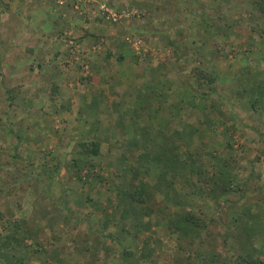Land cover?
<instances>
[{"label": "rangeland", "instance_id": "obj_1", "mask_svg": "<svg viewBox=\"0 0 264 264\" xmlns=\"http://www.w3.org/2000/svg\"><path fill=\"white\" fill-rule=\"evenodd\" d=\"M39 1L59 15L55 34L68 50L62 64L66 70L71 67L65 80L55 67L33 71L14 66L25 59L22 52L29 42L22 29L28 28L31 7ZM96 1L113 10L115 23L99 16L96 4L86 6L83 0H0V238L17 222L23 226L20 234L27 235L18 238L16 250L10 251L13 257L4 252L0 264H187L192 259L185 242L171 234L156 211L168 207L166 212L174 213L178 204L198 208L218 221L213 244L228 252L227 264H238L237 257L245 252L264 261V189H258V180L249 188L241 181L252 164L264 185V158L255 159L264 143L254 137L255 142L242 145L233 136L229 146L221 145L222 137L211 142L200 120L215 113L216 97L197 98L184 82L198 61L213 68L219 93L233 102L236 118L264 134V18L247 0H143L139 4L153 10L151 15L137 7L118 9V0ZM225 1L229 7L221 13ZM43 15L36 24L38 35L47 34L48 39L50 31L41 29L40 22L48 21ZM194 15L202 21L192 29ZM107 35L124 40L126 46L119 45L132 54L137 77L125 75L123 85H115L117 74L104 79L110 88L97 90L96 101L88 105V96L95 93L91 82L97 83L91 74L98 70L85 56L89 48L102 57L107 52V57L113 56ZM75 82L78 85L69 87ZM242 84L245 93L236 100L232 95ZM101 95L106 100L98 103ZM164 112L170 116L161 118ZM242 125L237 127L246 129ZM80 141L99 142V155H81ZM159 155L162 165L173 162L168 170L158 166L163 173L176 171L184 178L175 182V175H168L151 186L148 203L155 211L150 221L141 220L143 210L137 204L123 216L121 198L132 182L143 178L152 185L159 180L155 169L144 176ZM116 160L120 163L114 164ZM205 161L214 163L205 169ZM213 172L223 177L222 184H231L227 195L212 187ZM206 183L214 189V198L204 193ZM243 187L249 191L235 190ZM227 196L240 201L226 203ZM260 212L261 222L251 215Z\"/></svg>", "mask_w": 264, "mask_h": 264}, {"label": "trees", "instance_id": "obj_2", "mask_svg": "<svg viewBox=\"0 0 264 264\" xmlns=\"http://www.w3.org/2000/svg\"><path fill=\"white\" fill-rule=\"evenodd\" d=\"M247 1L252 6H254L258 10L259 14L264 18V0H247ZM194 17L197 19H196V22L192 25L191 27L192 29H194V25H196L195 27L199 26V24H201V21H202V19L198 15H194ZM0 59H1V55H0ZM184 82L188 84V86L192 90V93L197 98L201 99L205 96L216 97L214 109L212 108L215 112L214 113L215 115L213 114V111H210V113H207V116L205 115V117L203 118V121H202L203 124H206L209 127L210 125L215 126L214 122L216 119L217 122L224 125V121L220 120V116L224 117V115H229V117H231L233 121L231 124L232 128L240 124L242 125V122L238 118H236L235 114H233L232 112V107H234L233 102H231L230 99L225 97V95H223L222 93H219V88L217 86V77H216V74L213 68H208L205 66V64L202 61H198L195 63V65H193L190 68L189 72L184 78ZM244 86H245L244 84L240 85V91H238L237 93L235 92L232 95L234 96V99L237 100L243 97L245 93ZM195 105L197 109L199 110L198 112H200V110H202V107L200 106V104L196 102ZM210 115H212L213 117L214 116H217V117H214L215 119L214 118L209 119ZM244 127L246 129L252 130L253 134L258 139L257 141H259L260 143L261 142L264 143L263 133L257 132V130H255L254 128H251L250 126L245 125V124H244ZM8 129L9 127L6 129L7 133L13 136L12 129L11 131ZM77 146L80 151L79 153H81V155L83 156L90 157V156L99 155L100 144L97 141H88V142L80 141L77 144ZM226 146H229V142L226 144ZM16 149H17V145H14V150ZM15 155H17L18 157V154L16 153V151H14V156ZM260 158H264V148L263 150H261L258 157H256L255 159L256 161H258ZM155 159L156 160H154V162L156 163L155 164L156 166L153 168H155L154 171L157 173V177H158L157 179H159L157 180L158 182L157 184L160 185L162 178L167 177L168 175L171 177L175 175L174 180L175 182H177L178 177L176 176L177 174L175 171L173 172V175H172V171L163 173L161 169V168H164L168 170L172 168L171 165L173 162L168 161L167 164L162 165L160 155L155 157ZM181 162H183V160ZM206 162L208 163V161H205V163ZM225 163H227L226 160L224 161V164ZM158 166L161 168H158ZM253 166L254 165L251 164V171L241 181L244 183L245 186L249 188L251 184L254 185L252 183L253 180L254 182L255 180H258V182H260L258 189L260 191H263L264 185L261 183L262 182L261 174L260 173L253 174V170H255ZM196 169L201 170L200 167L199 168L197 167ZM149 171H151V167L149 168V170L144 171V176L147 175ZM140 174H142V171L140 172ZM196 179L199 180V177ZM210 180H214L213 182L214 185L212 187L215 190L219 189L220 191H222V195H225V194L227 195L228 191H232L231 184L228 186L226 185L222 186L223 177L219 178V175L217 174V172H214L213 174L210 175ZM256 183H255V186H256ZM206 185H207L206 190L208 191L209 195L212 196V198H214L216 196L214 194V189H210V184L206 183ZM130 186H132V188L129 191L127 190L124 193V195H122V198H121V202H120L122 204L121 206L125 207L124 211L122 212V215L126 216L129 213V209L133 205L137 204L138 209L143 210L142 212L143 216L149 217L155 211L154 208H152L148 203L152 196V192H151L152 187L150 183L148 182L147 179L140 178V179H136L134 183L132 182V185ZM199 187L202 188L204 186L203 184L202 185L199 184ZM245 189L247 188L246 187H243L242 189L236 188L235 190L238 192L242 191V194H244V192L249 191ZM235 190L233 189V191ZM125 200H128V203L125 202ZM223 201L229 204H236V203H239L240 198L236 199V201L234 202L230 200V198H228L227 196V197H223ZM177 206L178 208L174 213L172 212L170 213L169 211L166 212L167 211L166 209L168 207H163V208L159 207L158 209H156V211L158 215H160L161 217L165 219L167 228L169 229L171 234L175 235L178 241L185 242L186 244L185 251H186L187 257H189V259L190 258L192 259V260H187V264H227L228 259H229L228 252L226 254L223 253V251L225 252L226 250H223L222 248V251H221L218 249L216 244H213L214 240L212 239V237L217 230L215 227L218 221L215 220L213 217H207L205 214H203L202 210L198 208L196 209L192 208L190 205L181 206L180 204H178ZM26 222L27 221H25L23 225L26 226L28 223ZM211 225H213V227H211ZM22 227H23L22 224H19L18 222L17 224L14 223V226L12 227L9 234L6 237L4 236L2 239L0 238V252H3V253L5 252L6 255L10 257L14 256V254H12L10 251L14 252L16 250V243H17L18 238H21V240H24V238L27 237L26 234L24 235L20 234ZM250 230L251 229L249 228L248 231ZM28 232L30 233V231ZM215 234L218 235V233H215ZM8 237H11L13 241L10 242V240H8ZM106 237L110 239L111 241L117 240L113 236L111 237L110 234H107ZM125 255H130V254L125 252ZM1 258L2 257H0V260H2ZM237 258H238V264H264L263 260H261L258 257L253 256L249 252L240 254Z\"/></svg>", "mask_w": 264, "mask_h": 264}, {"label": "crops", "instance_id": "obj_3", "mask_svg": "<svg viewBox=\"0 0 264 264\" xmlns=\"http://www.w3.org/2000/svg\"><path fill=\"white\" fill-rule=\"evenodd\" d=\"M142 1L143 0H135V3H132V2H134L132 0H118L116 4H114V2H113V4L116 5L117 6L116 8H118V9L120 8V6H122V8H124L123 7V5H124L125 8H127V7H134V8L137 7V8H139L142 11V14H144V13H148L150 15L153 14L154 11L149 9V7H145L144 8V4H139ZM111 2H112V0H111ZM43 3L44 2L39 1V3L37 2L38 5H36V6L33 5L34 7L33 6L31 7L32 8L31 10H32L33 18L31 20H29V22L27 23L28 28L22 29V32L25 33L24 34V36H25L24 40L29 42L28 45H27L28 48L27 49L23 48L24 52H22L23 56L25 57V59L24 60L18 59L15 62L14 66L15 67L18 66V68H19V67H22V65H23V66H26L27 68L29 67V69H31L33 71H36L37 67H39L40 69H43V67L45 69H46V67H50V68L51 67H55V68H58V73L63 75L64 79H62V80H65V76L67 75V72L69 73V70L71 69V67L68 70H66V68L62 64V63L65 62V61H63V58L66 55H68L67 54L68 50L64 47V45L62 44L61 41L57 42L58 39H57V35L56 34H57V31L60 30V23H59V20H57V17L59 15H57L56 13H53L52 10H49V7H48L47 3H44L45 5ZM241 4H243V1L241 2ZM181 5L182 4L180 3L179 7ZM227 7H229L228 2L225 1V2L220 4V10H218V11H220L222 13L223 10L227 9ZM163 8L164 9H163V12H161V14H165L166 8L165 7H163ZM33 9H35V10L33 11ZM216 9H218V8H216ZM43 13H45L47 15L48 21L40 22V23H43L45 29H43V26L42 27L40 26V27H41L42 31L45 30V33L50 31L52 37H49L48 39L45 38L46 36H48L47 34L38 35V26L36 25L37 22H39L38 19L40 17H42V19H43V16H44ZM225 14H226V12H225ZM210 18L212 20V17H210ZM222 18H223V14L221 15V20H222V24H223L224 22H223ZM196 19L197 18H195V17L193 18V23L196 22ZM38 25H39V23H38ZM100 29H101V31L104 30L102 28H100ZM89 31H90V29H89ZM105 40L107 42L110 41V42H108L107 45L109 46V44H110L112 46V48L115 49L113 56H111V57L108 56L107 57V55H110L111 53L110 52L109 53L105 52L107 55L106 56L103 55V57H102L101 55L98 54L99 50H97L96 52L94 50L90 51L89 50L90 48L88 49L87 54L85 56L86 58H89V60H91V59L93 60L92 62H94V63L92 64V66L97 67L96 70H98L97 72L94 70V73L91 74V75H94L93 78H94V80L97 81V83L95 84L93 81L91 82L92 83L91 85L93 87L92 89L95 90L94 91L95 93L93 95H91V96H88V98H87L88 100L86 101L88 105H91L93 103V101H96L97 90H100L102 88H108V89L110 88L109 84L106 83L104 81V79L109 80L114 75L117 74V80L115 82V85L116 84H122L123 85V82H125L128 79V76H127V78H124V80H122V78L125 75H129L130 74L131 78L137 77L138 70H136L134 68L135 65H133V63L135 64V62H132V60H131V57H132L131 55L132 54H130V52H128L124 48H121V46L119 45V44H121L122 46H124L125 45L124 40L123 39H119L118 36H117V38H114V37L108 36V35L105 38ZM15 41H16V38L14 40V43H15ZM13 47H14V49H19V46H17V44H13ZM93 51H94V53H93ZM109 51H110V49H109ZM3 53H5V52H3ZM16 53H18V52H15V57L16 58H20V54H16ZM37 56H39L40 58H38ZM41 58H42L43 62H41V60H40ZM113 59L115 61H113ZM126 61H127L126 66L128 68L122 69V67H124L122 65V63H125ZM128 62H129V64H128ZM41 63H43V64L41 65ZM69 64H71V62H69ZM34 67H36V68H34ZM90 69H91V72H92V67ZM73 71H74V69H73ZM99 72H100V75L98 74ZM131 78H130V80H128V82L132 80ZM118 79H119V82H118ZM255 83H254V85H255ZM68 85H69V87H74V86L78 85V82H75L74 84L69 83ZM249 90H252V86L249 87ZM101 97H102V99L99 100L98 103H101L103 101V99L106 100V97L104 95L103 96L101 95ZM244 101L241 100L240 104L243 103ZM245 103L247 104V101H245ZM250 114H251V112H250ZM169 116H170L169 112L168 113L164 112L163 115L161 116V118H166V117L168 118ZM193 116L194 115H192L191 117H193ZM189 117L190 116H187L185 114V120H187V118L189 119ZM214 117H217V116H214ZM214 117L212 115H210L209 119H213ZM161 118L158 119L160 123L163 122L161 120ZM229 118H230L229 115L228 116L224 115V117L220 116V120L224 121V125L220 124L219 122H217L216 119L214 118L215 119V126L210 125V127L208 125H204L202 123L203 119L200 120V123L203 125V129L206 131V135L211 138L210 139L211 142H214L213 139L216 138V137H222L221 145L225 144L224 146H226V144L229 141H231V139H232L231 137L232 136H233V138L236 137V139L237 138L240 139L239 143H241L242 145H245L246 142L249 141V140L255 142L254 141V137H256V136L255 135L251 136L250 132L248 131V129L242 130V128H238L237 126L232 128V126H231L232 122L229 121ZM180 122H181V119H180ZM242 126H243V128H245L244 124ZM225 138H226V140H225ZM227 140H229V141L227 142ZM256 140H258V139H256ZM211 142H209V143H211ZM234 147H236V146H234ZM128 162L131 163V164L135 163V161L130 162V160ZM118 163H120V162L117 161V160L114 162V164H118ZM212 163H214V162H212ZM212 163L211 162L210 163L206 162V164L208 166H211ZM111 164H113V163H111ZM207 165H206L205 169H208ZM213 167H215V166L213 165ZM213 167H211V168H213ZM153 169H155V168H151V171ZM176 174H177L176 176L178 177L179 181H181V179L184 178L182 173H176ZM148 182L150 183L149 180H148ZM156 183H158V182L157 181L153 182V184L151 186H154ZM223 185L224 184H222V186ZM206 192L208 193L207 190L204 191V193H206ZM201 193H202V191H201ZM207 196H209V193H208ZM127 203H128V201H127ZM135 211H136V209H135ZM106 213L109 214L110 212H106ZM251 215L254 216L255 218L258 217L257 218L258 221L261 222V219H262L261 218V216H262L261 212H260V214H258L259 216L257 215V213H254V214L251 213ZM146 218L150 221L149 217H146ZM144 219H145V217H143V213H142L141 220L143 221ZM153 229L155 230V228H153ZM243 247H242V249H243ZM3 254H4L3 252H0V257H3Z\"/></svg>", "mask_w": 264, "mask_h": 264}, {"label": "built area", "instance_id": "obj_4", "mask_svg": "<svg viewBox=\"0 0 264 264\" xmlns=\"http://www.w3.org/2000/svg\"><path fill=\"white\" fill-rule=\"evenodd\" d=\"M84 4L87 6L89 4H96V8L98 11L99 16H102L103 19L108 20L110 22H116L118 16L111 10L106 3L98 2L96 0H83ZM264 170V166H263Z\"/></svg>", "mask_w": 264, "mask_h": 264}]
</instances>
